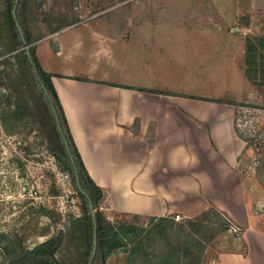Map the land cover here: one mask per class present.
I'll return each instance as SVG.
<instances>
[{
  "label": "rangeland",
  "instance_id": "1",
  "mask_svg": "<svg viewBox=\"0 0 264 264\" xmlns=\"http://www.w3.org/2000/svg\"><path fill=\"white\" fill-rule=\"evenodd\" d=\"M90 18L122 41L113 44L119 64L108 66L110 79L178 91L196 105L214 100L209 113L222 107L246 143L239 184L215 196H167L163 215L136 212L122 184L116 194L129 204L117 208L93 179L104 196L98 210L114 226L97 254L86 203L52 155L58 137L23 54L33 49L38 60L41 44ZM19 19L18 46L0 0V264L55 237L59 264H92L95 254L93 264H215L222 253L245 254L247 227L264 232V0H22ZM146 201L142 210L152 212L158 201Z\"/></svg>",
  "mask_w": 264,
  "mask_h": 264
},
{
  "label": "crops",
  "instance_id": "2",
  "mask_svg": "<svg viewBox=\"0 0 264 264\" xmlns=\"http://www.w3.org/2000/svg\"><path fill=\"white\" fill-rule=\"evenodd\" d=\"M83 20L45 41L36 54L51 75L85 168L97 184L108 187L117 208L129 204L116 194L121 184L136 210L147 215L165 214L167 196H215L219 186L239 184L238 159L246 143L233 118L222 107L209 113L208 107L218 104L214 100L196 105L178 91L110 79L109 69L119 64L113 44L122 41L100 31L92 18ZM106 39L111 42L102 45ZM233 198L226 201L235 207ZM146 199L158 201L152 212L142 210ZM209 199L205 204L215 205ZM247 228L253 235L245 254L225 252L215 264H264V232Z\"/></svg>",
  "mask_w": 264,
  "mask_h": 264
},
{
  "label": "trees",
  "instance_id": "3",
  "mask_svg": "<svg viewBox=\"0 0 264 264\" xmlns=\"http://www.w3.org/2000/svg\"><path fill=\"white\" fill-rule=\"evenodd\" d=\"M3 1L5 3L7 23L12 28L19 46L23 44V31L19 19L22 0ZM257 40L258 44L264 50V37H260ZM23 54L25 60L28 61L30 65L34 82L46 104L51 117V123L58 137L59 150L53 151L52 155L57 159L60 167L71 176V183L73 184L75 191L80 194L81 198L86 203L90 221L88 230L92 234L93 243H97V247L95 248L97 254V249L104 247V241H106V239L109 241L114 236V226L110 224L103 213L98 210L99 203L104 197L103 190L93 181L84 166L79 151L73 141L61 103L52 85L51 75L43 71L33 49H29L26 52L24 51ZM254 57L252 51L247 52L246 65L248 67L253 65ZM246 71L249 72V69ZM262 181L264 187V170L262 172ZM166 221L167 218H161L159 230L165 229L164 224ZM152 228L155 232V228H157L156 224L153 225ZM59 245V238L55 237L47 239L36 245L32 250L26 251L16 257H12V259L8 261V264H59L54 256V252ZM96 254L93 258L92 264L96 258Z\"/></svg>",
  "mask_w": 264,
  "mask_h": 264
}]
</instances>
